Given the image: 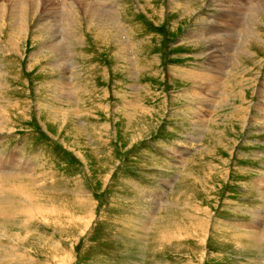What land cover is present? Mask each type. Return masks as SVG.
<instances>
[{"label": "rangeland", "instance_id": "1", "mask_svg": "<svg viewBox=\"0 0 264 264\" xmlns=\"http://www.w3.org/2000/svg\"><path fill=\"white\" fill-rule=\"evenodd\" d=\"M10 1L0 264H264V0Z\"/></svg>", "mask_w": 264, "mask_h": 264}, {"label": "bare ground", "instance_id": "2", "mask_svg": "<svg viewBox=\"0 0 264 264\" xmlns=\"http://www.w3.org/2000/svg\"><path fill=\"white\" fill-rule=\"evenodd\" d=\"M229 1V0H228ZM234 1V0H233ZM238 1V0H237ZM255 1V0H254ZM11 3L9 4V6H10V11L13 13L14 12V10H15V12L17 13V14H20V15H24L27 11H33V12H35V13H39V11H46L47 9H48V7L50 6V5H54V6H58V7H63V9H64V13H65V16L63 17V22L65 23V24H69V25H71L72 26V30H74L75 29V25H76V20H74L76 17H78L79 15H80V11H83L86 15H90V14H93V16H95L96 18H97V16H99V18L101 17V16H104L103 14H101L99 11H98V9H96V7H94L93 6V2H92V0H63V1H61V0H11L10 1ZM239 2V1H238ZM250 2V1H249ZM237 3V2H236ZM243 3H244V1H243ZM251 3V2H250ZM2 5V4H1ZM236 6H239V5H236ZM249 6V5H248ZM251 6L252 5H250L249 6V11H250V8H251ZM259 6V5H258ZM217 7V6H216ZM232 7V6H231ZM97 8H98V6H97ZM112 8H114V7H112ZM219 8V7H218ZM234 8V7H233ZM235 8H237V7H235ZM234 8V9H235ZM242 8V7H241ZM9 9V8H8ZM259 9H261L260 7H259ZM100 10V9H99ZM0 11L1 12H4L5 11V6L4 5H2V6H0ZM248 11V12H249ZM246 12H247V10H246ZM247 12V13H248ZM82 13V12H81ZM228 13V12H227ZM236 13V12H235ZM247 13H246V15H247ZM260 13H262V12H260ZM233 14V13H232ZM237 14H238V11H237ZM249 14H250V12H249ZM252 14V13H251ZM258 14V13H257ZM227 15V14H226ZM256 15V14H255ZM254 15V16H255ZM235 16V15H234ZM249 16H251V15H249ZM236 18H237V16H235ZM21 18V17H20ZM24 18V17H23ZM104 18H106V17H104ZM242 18H243V16H242ZM247 18H248V16H247ZM256 18V17H255ZM94 19V18H93ZM244 20H245V18H244ZM251 20H252V17H251ZM104 21V20H103ZM105 21H107V20H105ZM250 21V20H249ZM61 22V21H60ZM244 22V21H243ZM98 23V22H97ZM246 23V22H245ZM261 23V22H260ZM234 24V23H233ZM228 25H230V24H228ZM234 25H236V22H235V24ZM239 25V24H238ZM246 25H248V22H247V24ZM245 25V26H246ZM47 26H49V24L47 25ZM250 26V25H249ZM219 28V27H218ZM227 28V27H226ZM230 28H232V27H230ZM235 28H236V26H235ZM221 29V28H220ZM234 29V28H233ZM69 31H71V29L69 30ZM221 31V30H220ZM62 32V31H61ZM223 32V31H222ZM209 33V32H208ZM217 33V32H216ZM234 33V32H233ZM225 34V33H224ZM13 35V34H12ZM61 36V35H60ZM232 36V35H231ZM230 36V37H231ZM56 37V36H55ZM233 37V36H232ZM220 38V37H219ZM229 40H230V38H229ZM233 40H234V38H233ZM206 42V41H205ZM50 44V43H49ZM60 44V43H59ZM14 45V44H13ZM12 45V46H13ZM44 45V44H43ZM216 45V44H215ZM236 45V44H235ZM47 46V45H46ZM62 47V46H61ZM218 47V46H217ZM215 48H216V46H215ZM234 48V47H233ZM222 50V49H221ZM224 50V49H223ZM222 50V51H223ZM226 50V49H225ZM16 51V50H15ZM218 51V50H217ZM57 52V51H56ZM59 52V51H58ZM57 52V53H58ZM229 52V51H228ZM213 53V52H212ZM212 53H210V55H212ZM215 53H216V51H215ZM218 53V52H217ZM223 54H224V52H223ZM61 55V54H60ZM63 55V54H62ZM66 55V54H65ZM68 55V54H67ZM226 55V54H225ZM228 55V54H227ZM221 56V55H220ZM223 56V55H222ZM221 56V57H222ZM229 56V55H228ZM68 57V56H67ZM61 58H63L62 56H61ZM225 58V57H224ZM215 59V58H214ZM226 59V58H225ZM229 59V58H228ZM222 60V59H221ZM67 61V60H66ZM217 61V60H216ZM219 62H222V61H219ZM63 63V62H62ZM55 64V63H54ZM64 65V64H63ZM58 67V66H57ZM215 67V66H214ZM201 82V81H200ZM215 91V90H214ZM208 115V114H207ZM208 117V116H207ZM2 155V154H1ZM6 156V155H5ZM4 157V156H3ZM20 158V157H19ZM17 161V160H16ZM11 167L13 168V166H12V164H10V163H7V162H4L3 161V159H0V177L1 178H4V180L3 179H1V180H3V183H6L8 180H10V179H15L14 177H16V176H13V174L16 172H14L13 174L12 173H9L8 174V172H7V170H10L11 169ZM12 170V169H11ZM18 170V169H17ZM31 170V169H30ZM4 171V172H3ZM14 171V170H13ZM5 174V175H4ZM12 179V180H13ZM163 180V179H162ZM10 182V181H9ZM263 182V181H262ZM1 183L2 182H0V185H1ZM261 184V183H260ZM150 190V189H149ZM5 190H4V188L3 187H0V192L1 193H3ZM5 193V192H4ZM155 195H156V193H155ZM163 196V195H162ZM159 197V196H158ZM165 197V196H164ZM1 198H2V196H1ZM27 198V197H26ZM167 198V197H166ZM161 199V198H160ZM29 200V199H28ZM36 210V209H35ZM197 210H199L198 208H197ZM36 212H38V211H36ZM25 213V212H24ZM33 213H34V211H33ZM62 214V213H61ZM260 214V213H259ZM262 214V213H261ZM264 214V213H263ZM162 216V215H161ZM55 218V217H54ZM259 218V220L260 219H262V217L260 216V217H258ZM257 218V219H258ZM256 219V218H255ZM50 220V219H49ZM159 220V219H158ZM168 223V222H167ZM253 224V223H252ZM56 225V224H55ZM89 225V224H88ZM258 227L256 228V229H259L260 227H262L261 225V223L260 222H258ZM59 226V225H58ZM166 226V225H165ZM56 227V226H55ZM200 228V227H199ZM168 229V228H167ZM191 229H192V227H191ZM196 230V229H195ZM169 231V230H168ZM193 233V232H192ZM171 234V233H170ZM184 237V236H183ZM166 238V237H165ZM171 238V237H170ZM174 238V237H173ZM172 238V239H173ZM254 238L255 239H257V240H264V229H263V231H260L259 233H257V235L256 236H254ZM169 239V238H168ZM204 243V242H203ZM206 243V242H205Z\"/></svg>", "mask_w": 264, "mask_h": 264}]
</instances>
